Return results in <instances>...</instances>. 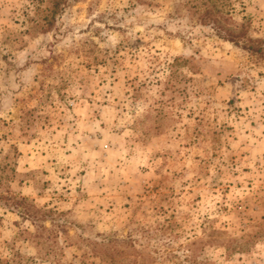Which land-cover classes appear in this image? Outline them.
<instances>
[{
	"label": "rangeland",
	"instance_id": "374dc122",
	"mask_svg": "<svg viewBox=\"0 0 264 264\" xmlns=\"http://www.w3.org/2000/svg\"><path fill=\"white\" fill-rule=\"evenodd\" d=\"M225 2L253 49L188 0H0V264H264V0Z\"/></svg>",
	"mask_w": 264,
	"mask_h": 264
},
{
	"label": "trees",
	"instance_id": "16d2710c",
	"mask_svg": "<svg viewBox=\"0 0 264 264\" xmlns=\"http://www.w3.org/2000/svg\"><path fill=\"white\" fill-rule=\"evenodd\" d=\"M190 3V9L198 12L199 15V23L201 25L210 26V28L214 31V33L221 37L228 40L233 41L234 43L243 42L247 48L253 49L252 44L249 43V36L245 35L243 30L244 25L240 30H236L228 23V18L224 16L227 15L228 8L226 5L225 0H188ZM262 48L259 47L258 51H261ZM180 57H176L174 64L178 63ZM49 236V235H48ZM108 242H104V248L108 251L110 257L113 255L111 252ZM107 246V247H106Z\"/></svg>",
	"mask_w": 264,
	"mask_h": 264
}]
</instances>
